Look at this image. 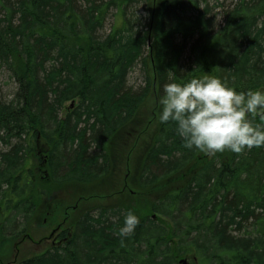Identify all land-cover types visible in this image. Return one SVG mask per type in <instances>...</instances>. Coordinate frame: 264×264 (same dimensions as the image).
I'll return each instance as SVG.
<instances>
[{
    "label": "trees",
    "instance_id": "trees-1",
    "mask_svg": "<svg viewBox=\"0 0 264 264\" xmlns=\"http://www.w3.org/2000/svg\"><path fill=\"white\" fill-rule=\"evenodd\" d=\"M217 15L205 0H0L15 84L0 96V260L45 191L79 184L66 241L11 264H264V0ZM129 153L128 190L110 188Z\"/></svg>",
    "mask_w": 264,
    "mask_h": 264
},
{
    "label": "rangeland",
    "instance_id": "rangeland-1",
    "mask_svg": "<svg viewBox=\"0 0 264 264\" xmlns=\"http://www.w3.org/2000/svg\"><path fill=\"white\" fill-rule=\"evenodd\" d=\"M205 1L210 5L211 8L212 7L214 8L215 15L218 14L216 16V23L218 27L219 25L222 24V21H223L222 16L219 15L220 7L221 6L227 7L230 4H234L237 0H205ZM141 11H142V8L139 7L137 12L139 14H142ZM112 24H113V18L110 17L105 24V28H104L105 33L109 32ZM127 81H128V86L134 89L142 84V76H141V73L138 67H135L133 70H131V72L127 76ZM14 88H15V84L8 78L4 70L1 69L0 70V96L2 97V99H7L14 91ZM258 99L264 102V90L261 91V94L258 96ZM41 144L42 145L40 149H38V153L40 154L41 156L40 158L42 159L40 160L39 158L36 157L35 159L36 161H34V165L37 167V169L34 170V172L35 174L39 173L40 176L43 174V176L47 178L46 170H43L45 166L41 165V162L44 160V156H45L44 152L47 151L49 146H47L44 143H41ZM130 157L131 156L129 153L128 157L124 161L125 165L122 166V164H120V161L119 163L116 164L118 165L117 166L118 169L114 173H112V175L110 176L109 182H110V185H112V186H109L110 188L116 185L118 187V183L119 185H121L120 182H122L123 179L124 180L128 179V181H130V178H128V174H125L127 172L126 166H128V169L130 166V162H131ZM47 184L49 185V187L51 186L49 183ZM77 188H82V187L81 185L77 184V185L67 186L66 191L59 190L58 192H56L54 191V189H51V188L49 189L51 190L49 193L45 191V196L47 195L46 197L47 202L50 205L49 207H51V209L56 208L57 210L56 214L53 217H49V208L46 209V212L43 211L41 215L34 222H32L31 224L32 229L29 234V237L25 241H23L24 243L21 244L18 247V249L14 247L13 245L10 255L8 257H5L7 255L6 254L4 258L0 260L1 262L0 264H8L9 262L12 261L14 257H17V258L27 257V256H30L31 254L39 253L45 250L46 248H48L49 243L46 242L47 241L46 239L48 238V234L51 228L55 227L56 225L53 223H56L58 221L60 222L62 220V217H63L62 213L64 211V207L73 206L74 203L76 202L77 196L84 194V192L81 189L77 191ZM53 194L57 196L58 198L63 199L62 206L60 208L55 206L57 204L53 198ZM107 199H108L107 201L109 202L112 200V198H107ZM83 210H84V207H83ZM47 218H48L49 223H51V225H47V220H46ZM42 239L43 241H41ZM187 264H189L188 260H187Z\"/></svg>",
    "mask_w": 264,
    "mask_h": 264
},
{
    "label": "flooded vegetation",
    "instance_id": "flooded-vegetation-1",
    "mask_svg": "<svg viewBox=\"0 0 264 264\" xmlns=\"http://www.w3.org/2000/svg\"><path fill=\"white\" fill-rule=\"evenodd\" d=\"M36 157L39 158L40 160L42 159L40 158L41 156L38 153V151L36 152ZM44 161H46V159H44ZM80 189L81 188H77V191ZM63 190L66 191V188H64ZM81 199H82V194L77 196L76 202L74 203L73 206L64 207V211L62 213L63 216L62 220L60 222L58 221L54 223L56 225L55 227L51 228L48 234V238L46 239L47 240L46 242L49 243V247L53 248L56 247L59 243L65 242V239L62 238L61 236L63 234V236L65 237L66 233L69 234L70 232L69 228L66 226L67 222L72 223L74 220H76L78 223L80 221V219L83 216V206H82L83 204ZM56 212H57L56 208L51 209L49 211V217H53L56 214Z\"/></svg>",
    "mask_w": 264,
    "mask_h": 264
},
{
    "label": "water",
    "instance_id": "water-1",
    "mask_svg": "<svg viewBox=\"0 0 264 264\" xmlns=\"http://www.w3.org/2000/svg\"><path fill=\"white\" fill-rule=\"evenodd\" d=\"M181 263H182V264H186V262H185V261H181Z\"/></svg>",
    "mask_w": 264,
    "mask_h": 264
}]
</instances>
